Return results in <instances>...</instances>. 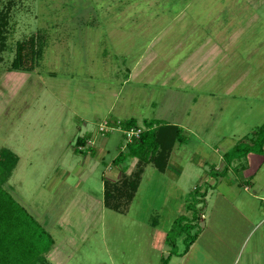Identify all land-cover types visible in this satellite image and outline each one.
Listing matches in <instances>:
<instances>
[{"label":"rangeland","instance_id":"rangeland-1","mask_svg":"<svg viewBox=\"0 0 264 264\" xmlns=\"http://www.w3.org/2000/svg\"><path fill=\"white\" fill-rule=\"evenodd\" d=\"M0 22L6 36L0 52V150L18 157L6 187L52 236L50 263L183 264L177 256L185 248L183 239L207 222L230 242L228 233L243 229L245 209L238 200L247 196L235 179L237 163L225 176L217 173L225 171L223 155L264 124V0H0ZM168 25V30L203 26L189 37L194 48L214 27L233 29L232 43L218 42L211 70L188 62L199 75L208 73L191 88L164 80L158 67L134 69ZM37 33L44 43L39 64L31 72H9L18 44L28 48ZM152 51L161 58L156 46ZM149 71L156 81L146 84L142 75ZM187 92L196 95V104L181 116L184 142L172 150L165 173L145 165L123 213L106 208L104 180L120 181L125 165L126 175L139 166L136 159L111 165L125 141L120 130L104 135L105 123L172 121L180 116L172 108L181 102L182 112ZM87 133L94 157L74 152L76 138ZM209 172L214 179H208ZM259 172L264 175V165ZM223 179L237 185L236 198L216 190L226 185ZM204 180L214 185H204L207 198L198 201L194 189ZM165 237L175 247L164 244ZM212 240L203 231L188 260L206 255L208 248L218 251Z\"/></svg>","mask_w":264,"mask_h":264},{"label":"trees","instance_id":"trees-1","mask_svg":"<svg viewBox=\"0 0 264 264\" xmlns=\"http://www.w3.org/2000/svg\"><path fill=\"white\" fill-rule=\"evenodd\" d=\"M5 39V22H0V52L5 49ZM28 42V48L25 47V43L18 44L16 60H14L9 72H31L33 67L41 61L44 49L41 35L37 33L31 36ZM26 51L29 53H25ZM26 57L30 59V67L25 64ZM106 127L109 130L102 132L104 135L108 136L110 132L120 130L125 141L123 150L112 160L111 165L118 167L128 160L136 159L139 166L135 172L126 175L125 165L122 168L120 181L104 180L103 182L104 206L110 210L123 213L138 189L143 167L153 164L158 172H164L172 150L184 142L183 128L161 119H144L142 125H139L134 118L120 121L109 120L106 122ZM137 130H140L137 136H128V132ZM90 139V133L77 137L74 152L83 156L94 157L96 149L87 146ZM263 146L264 124L255 130L251 136H245L243 140L223 155L226 168L225 171L217 174L225 176L233 163H237L234 169L242 171L245 168L247 155L249 153L261 155ZM17 163L18 157L15 153L8 149L0 150V264H51L47 256L54 246L52 236L24 207L16 202L6 187ZM214 175H216L214 172H209L207 176L214 179ZM204 185L211 187L207 182H203L201 186L198 185L194 189V192L198 193V201H204L207 196V188L202 190ZM192 221L191 219L188 220L190 224ZM189 227L195 228L191 225ZM198 232L189 234L183 239L186 241L185 248L177 256L181 257L188 251ZM167 242H169V238L165 237L164 244H168ZM168 245L175 247L172 241ZM169 258L170 256H168L167 261Z\"/></svg>","mask_w":264,"mask_h":264},{"label":"crops","instance_id":"crops-1","mask_svg":"<svg viewBox=\"0 0 264 264\" xmlns=\"http://www.w3.org/2000/svg\"><path fill=\"white\" fill-rule=\"evenodd\" d=\"M193 25H195L194 21H192ZM171 26H166L167 30L161 31L157 36H155L148 44V51L146 55L143 57L142 61H137V63L134 64L135 66L143 67L142 70H145V67H158L161 75H163L164 80H177L180 81L183 85L185 83L187 85V88L193 87L192 82L193 81H201L205 80V77L208 75V68L211 70L214 67V58L216 56V49H218V42H222L225 40H230V43H232L231 33L233 32V29L227 28L223 30V26L221 28L214 27L211 31H209L205 36H203V41L200 43L198 47H192V44L189 43L190 36L194 35L195 28L198 27L200 29H203V26H180L176 27L177 30L174 28H169ZM164 28V29H165ZM208 28H205V31ZM177 36H172V33H177ZM163 34V35H162ZM171 34V35H170ZM224 34V36H222ZM225 34L228 35L226 38ZM181 35V36H180ZM176 38V39H175ZM178 38V39H177ZM230 38V39H229ZM157 47V52L160 51L161 58H154L155 52L152 51V47ZM166 47L167 51L163 48ZM184 51V52H182ZM168 52V55L171 54L170 57H166L164 53ZM182 52V53H181ZM171 58H177L174 62V60H171ZM171 60V61H170ZM189 61H193L194 63L196 61L201 62L202 64L199 66L200 69L207 72L201 73L202 75H199L198 70H194V67H191V64H188ZM211 67V69H210ZM138 71L139 68H138ZM167 76L166 73L167 72ZM132 75V72H129ZM142 74V73H141ZM140 74V75H141ZM155 72L149 71V74L144 77L142 75L143 80L146 82V84H149V82L156 81L154 79ZM166 77V78H165ZM130 78V75L127 76L128 80ZM196 86V85H195ZM181 87V86H180ZM180 87H170L174 89H179ZM189 93V92H187ZM165 95V94H164ZM174 95H177L179 98V93H175ZM181 95V99H182ZM196 97V95H195ZM192 94H187L184 100L185 107L179 109L180 103L178 102L173 108L172 113H177L179 115H175L176 118L172 119V121H166L170 124L178 125L180 126L181 122V116L183 114H186L187 111L190 110V108L196 104L195 98ZM157 101H151V104H155ZM192 104V105H191ZM163 120V119H161ZM180 120V121H179ZM181 127V126H180ZM264 165V146L262 154H253L249 153L246 157V169L245 171L235 172L236 180L238 179L241 183L240 185L243 188V191L246 193L247 199L238 200L239 204H242V206L245 209V212L243 213V225H240L242 228L240 229H233L228 233V236L233 237L234 239L229 241V239L226 238V235L220 234L218 232L214 233L211 229V224L207 222L205 224V227L203 230H199V233L195 239V241L191 244L188 251L183 255L179 256L180 258L184 259L183 264H264V175L261 174L262 172H259ZM111 171V170H110ZM165 173V172H163ZM229 172H227L228 174ZM113 176V174H112ZM263 179L261 180V178ZM208 178V177H207ZM210 180V178H208ZM110 181H115L113 179L108 178ZM226 185H220L218 188L215 185L214 187L221 195L222 193H232L234 194L235 198L237 197V194H239L236 190V186H232V182L228 179H223ZM203 182H206L204 180ZM209 185H214L213 181L207 182ZM224 191V192H222ZM207 198V196H206ZM205 198V200H206ZM258 202L259 204H257ZM206 204V203H205ZM204 217V215H203ZM202 218L199 219V222L202 224V221L204 220ZM198 222V223H199ZM226 222L233 223L230 219L226 220ZM205 223V222H204ZM220 224H224L220 223ZM200 228V224L198 225ZM201 229V228H200ZM208 230L210 236L212 237L211 246H216L218 248V251L214 252L211 250V248H208L209 251L206 255L201 253L199 258L198 256L196 259L188 260L189 253L191 255L192 253H195L196 248L198 247L197 241L198 238H200L201 233L203 231ZM224 236V237H223ZM227 236V237H228ZM164 241V240H163ZM210 247V246H209ZM209 258V260L207 259ZM52 264V262H51Z\"/></svg>","mask_w":264,"mask_h":264},{"label":"built area","instance_id":"built-area-1","mask_svg":"<svg viewBox=\"0 0 264 264\" xmlns=\"http://www.w3.org/2000/svg\"><path fill=\"white\" fill-rule=\"evenodd\" d=\"M104 128H106V129H108L109 130V128L108 127H106V123H105V126H104ZM107 130V131H108ZM111 130V129H110ZM140 133V130H137V131H135V132H133V131H130V132H128V136H132V135H135V136H137L138 134Z\"/></svg>","mask_w":264,"mask_h":264}]
</instances>
